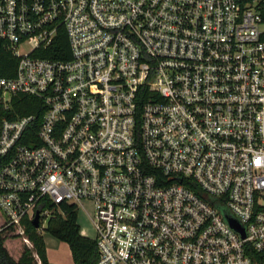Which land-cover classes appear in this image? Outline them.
<instances>
[{"label": "built area", "instance_id": "obj_1", "mask_svg": "<svg viewBox=\"0 0 264 264\" xmlns=\"http://www.w3.org/2000/svg\"><path fill=\"white\" fill-rule=\"evenodd\" d=\"M0 40L8 225L90 203L97 264H264V0H0Z\"/></svg>", "mask_w": 264, "mask_h": 264}, {"label": "trees", "instance_id": "obj_2", "mask_svg": "<svg viewBox=\"0 0 264 264\" xmlns=\"http://www.w3.org/2000/svg\"><path fill=\"white\" fill-rule=\"evenodd\" d=\"M54 49L65 51V55L56 56L50 53L45 56L53 59L69 58L68 41L65 35L61 34L57 38ZM18 62L19 59L0 40V78L13 77ZM21 99L25 102L23 107L18 108V112L21 115L33 114L29 106L27 107L30 105L28 102L33 100L29 97ZM36 114L40 121L42 114L38 112ZM55 212L44 231L69 246L74 264H97L99 258L97 242L82 235L76 208L63 203ZM8 244L11 245V249L8 248ZM0 264H50L44 237L34 227L32 221L24 220L21 227L8 225L0 211ZM254 264H261V262L256 260Z\"/></svg>", "mask_w": 264, "mask_h": 264}, {"label": "rangeland", "instance_id": "obj_3", "mask_svg": "<svg viewBox=\"0 0 264 264\" xmlns=\"http://www.w3.org/2000/svg\"><path fill=\"white\" fill-rule=\"evenodd\" d=\"M92 215L93 206L90 203H86L84 209L79 213L78 223L81 228V232H83V236L95 239L96 231L91 220ZM46 227L47 224H45L44 229H46ZM40 233H42L44 237L47 248V257L52 264H74L71 250L66 243L58 241L44 230ZM7 246L11 249L10 244Z\"/></svg>", "mask_w": 264, "mask_h": 264}, {"label": "water", "instance_id": "obj_4", "mask_svg": "<svg viewBox=\"0 0 264 264\" xmlns=\"http://www.w3.org/2000/svg\"><path fill=\"white\" fill-rule=\"evenodd\" d=\"M39 219H40V215L39 212H37L35 219L32 221L33 225L36 229H39L40 224H39ZM230 223L232 224V226H234L235 228H238L236 223L233 220H230Z\"/></svg>", "mask_w": 264, "mask_h": 264}, {"label": "crops", "instance_id": "obj_5", "mask_svg": "<svg viewBox=\"0 0 264 264\" xmlns=\"http://www.w3.org/2000/svg\"><path fill=\"white\" fill-rule=\"evenodd\" d=\"M49 260V259H48ZM50 262V261H49ZM50 264H52V262H50Z\"/></svg>", "mask_w": 264, "mask_h": 264}]
</instances>
